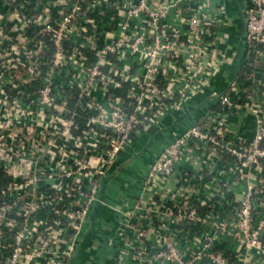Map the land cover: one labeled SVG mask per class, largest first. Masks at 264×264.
I'll list each match as a JSON object with an SVG mask.
<instances>
[{
    "label": "built area",
    "instance_id": "built-area-1",
    "mask_svg": "<svg viewBox=\"0 0 264 264\" xmlns=\"http://www.w3.org/2000/svg\"><path fill=\"white\" fill-rule=\"evenodd\" d=\"M216 1H10L0 264H68L119 157L229 64L224 90L113 208L106 249L111 264H264V0H245L242 49L229 57L217 37L227 22L209 16ZM246 115L249 137L231 128Z\"/></svg>",
    "mask_w": 264,
    "mask_h": 264
},
{
    "label": "crops",
    "instance_id": "crops-1",
    "mask_svg": "<svg viewBox=\"0 0 264 264\" xmlns=\"http://www.w3.org/2000/svg\"><path fill=\"white\" fill-rule=\"evenodd\" d=\"M11 0H0V15L8 8ZM18 4L24 0H12ZM30 3L42 5L48 1L55 0H29ZM245 0H217L214 7L209 12L210 18H215V14L220 13L227 24L223 34H219V48L225 57L231 56L235 51H241L240 37L242 33L241 15ZM43 6V5H42ZM32 5L28 11L34 10ZM175 14V13H174ZM172 13V16L174 15ZM7 28V26H6ZM234 64H229L210 81L204 83L202 90L179 110L167 112L161 119L160 125H155L154 130L144 138L138 139L134 145V151L123 153L112 170L110 171L105 188L106 203L96 208L91 216L90 222L86 225L84 233L79 239L78 250L72 256L68 264H111L112 250L106 249L110 230L114 225V210L118 204L131 192L137 185L141 174L147 169L154 156L158 154L160 148L173 138L179 128H183L189 114L192 118H200L203 114V107L206 104L211 91H223L225 88L227 73L233 72ZM202 104V105H201ZM187 119V120H186ZM254 121L251 116H242L233 120L232 130L241 132L249 137L252 134ZM142 151L140 156L132 158L133 152ZM140 159V160H139ZM138 160V163H137ZM126 264H130L126 257Z\"/></svg>",
    "mask_w": 264,
    "mask_h": 264
},
{
    "label": "trees",
    "instance_id": "trees-1",
    "mask_svg": "<svg viewBox=\"0 0 264 264\" xmlns=\"http://www.w3.org/2000/svg\"><path fill=\"white\" fill-rule=\"evenodd\" d=\"M250 68V66H244L243 70H246ZM10 184V178H8L0 169V189L6 188L8 187V185Z\"/></svg>",
    "mask_w": 264,
    "mask_h": 264
},
{
    "label": "water",
    "instance_id": "water-1",
    "mask_svg": "<svg viewBox=\"0 0 264 264\" xmlns=\"http://www.w3.org/2000/svg\"><path fill=\"white\" fill-rule=\"evenodd\" d=\"M241 24H242V33H243V31H244V21H243V16H242V15H241ZM242 33H241V36H242ZM241 43H242V40H241V37H240V46H241ZM236 63H237V62H236ZM237 71H238V64L235 65L234 76L236 75ZM168 141H169V140H168ZM164 145H166V144H164ZM164 145H163V146H164ZM163 146L160 148V151H161V149L163 148ZM160 151H159V152H160ZM159 152H158V153H159ZM141 154H142V151H139L136 155L132 156V158H133V157H136V156H140ZM156 155H157V154H156ZM156 155H155V156H156ZM155 156H154V157H155Z\"/></svg>",
    "mask_w": 264,
    "mask_h": 264
},
{
    "label": "rangeland",
    "instance_id": "rangeland-1",
    "mask_svg": "<svg viewBox=\"0 0 264 264\" xmlns=\"http://www.w3.org/2000/svg\"><path fill=\"white\" fill-rule=\"evenodd\" d=\"M189 122H190V123H192V120H191V121H189ZM189 122H188L187 124H189ZM185 126L187 127V125H185ZM185 126H184V127H185ZM180 130H181V129H180ZM139 160H140V159H139ZM137 163H138V160H137Z\"/></svg>",
    "mask_w": 264,
    "mask_h": 264
}]
</instances>
